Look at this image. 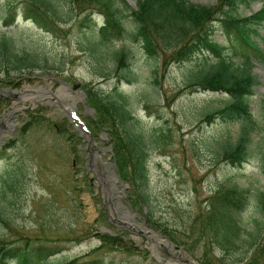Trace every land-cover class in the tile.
Here are the masks:
<instances>
[{"label":"rangeland","instance_id":"rangeland-1","mask_svg":"<svg viewBox=\"0 0 264 264\" xmlns=\"http://www.w3.org/2000/svg\"><path fill=\"white\" fill-rule=\"evenodd\" d=\"M28 1L0 0V48L7 40L12 52L27 55L25 61L34 63L30 68L0 72V97L5 98L0 103V121L15 109L12 121L18 122L12 130L6 122L0 126V210L10 218L7 224L0 221V235L10 243L27 236L31 242L37 239L56 245L59 251L52 255L54 263L80 256V261L102 259L110 264H190L185 257L196 264H264V61L254 58L258 83L250 99L251 120L225 121L219 116L207 120L206 113L229 99L227 92L189 85L207 66L211 53L199 51L164 67L163 60L174 49L160 48L158 55L150 56L143 41L132 34L136 25L131 17L125 19L127 29L122 37L105 41L100 36L105 16L96 5L55 0L61 18L52 19L49 29L25 16ZM119 1L136 7V0ZM263 2L242 4L238 12L250 14ZM215 37L227 39L221 29ZM254 37L264 47V24ZM232 43L228 42L230 50ZM117 50L127 52L130 81L121 76L123 71L118 72ZM103 72L110 75L101 76ZM63 80L71 85L82 82L85 90L94 86L111 92L117 88L125 94L134 115L130 126L142 133L149 153L144 187L149 203L132 199L136 187L120 173L109 126L92 122L97 115L90 109L88 95L78 96L76 87L71 90L77 112L89 125L86 131L62 103L50 97L31 103L14 94L28 87L30 93L44 86L55 91ZM39 109L43 111L38 119L23 132L22 127L33 120L31 113ZM244 126H250L247 158L234 164L220 149L223 144L236 143ZM93 153L101 155V167L90 159ZM115 170L120 175L116 183ZM229 186L248 189L244 205L233 211L242 229L231 242L222 232L228 227L214 229L203 221L209 197ZM119 194L130 213L137 211L133 220L140 226L130 224V213L125 214ZM143 219L174 246L153 236L144 228ZM106 228L122 237L131 250L103 244L101 234ZM177 246L183 247L185 256Z\"/></svg>","mask_w":264,"mask_h":264},{"label":"trees","instance_id":"trees-1","mask_svg":"<svg viewBox=\"0 0 264 264\" xmlns=\"http://www.w3.org/2000/svg\"><path fill=\"white\" fill-rule=\"evenodd\" d=\"M29 1L25 16L32 17L42 26L51 29L53 28L51 20L61 18L55 0ZM252 1L254 0H216L215 4H204L192 0H136L137 6L131 7L127 3L122 5L119 0H82L83 3L96 5L104 13L105 21L100 27L103 40L122 37L127 29L125 19L131 17L136 25V30L132 34L135 39L143 41V46L150 56L158 55L161 52L160 48L174 49L171 50L170 57L163 60L164 67L171 61L190 59L199 51L210 52L213 57H208L207 66L195 75L196 78L191 79L189 85L201 87L203 90L228 92L230 97L223 106L205 114L207 120L219 116L225 121L252 118L250 99L254 94V86L258 83V78L252 70L253 58L264 61V48L254 36L258 34L259 26L264 24V4L250 14L238 12L240 5H250ZM9 15L11 19L14 17L13 12ZM220 29L227 36V41H220L215 37L216 31ZM230 40L233 42L230 45L232 51L227 48ZM117 52L115 55L118 72L123 71L121 76L131 80L127 52L125 50ZM233 54L238 55L241 60H235ZM25 56L12 52L8 41L4 40L0 48V72L32 67L34 63L25 61L28 57ZM157 71L154 70L155 76ZM108 75L110 73L103 72L101 76ZM87 92L89 103L96 109L97 118L92 119V122L98 127L109 126V132L114 138V153L119 170L136 187V197L132 199L138 203H149L150 195L144 188L149 173V153L142 133L134 131L130 126L134 115L128 106V99L117 88L105 92L92 86ZM4 101L5 98L0 97V103ZM39 110L32 113L33 120L22 127L23 132L38 119V115L42 113V110ZM56 124L58 123L55 122ZM249 129L250 126L243 127L236 143L222 145L220 153L225 159L234 164H241L247 158ZM247 190L243 187L229 186L209 197V208L206 215H203V221L214 229L217 226H220L219 229L228 227L229 230H221L225 240L229 242L241 231L233 211L243 206ZM261 201L264 203V191L261 192ZM7 219L10 218L0 210V221L7 224ZM22 239L25 240L10 243L5 236L0 235V264H11V261H16L17 264H110L102 259L80 261V256L66 263H54L52 255L59 251L56 245L43 243L37 239L36 242H31V238L27 236ZM101 239L103 244L117 247L124 245L126 249L131 250L130 245L119 235L104 232Z\"/></svg>","mask_w":264,"mask_h":264},{"label":"water","instance_id":"water-1","mask_svg":"<svg viewBox=\"0 0 264 264\" xmlns=\"http://www.w3.org/2000/svg\"><path fill=\"white\" fill-rule=\"evenodd\" d=\"M67 84V83H66ZM68 85V84H67ZM50 90V89H49ZM43 91V89H40V92H42ZM57 92L55 93V92H53V91H51L50 90V92H51V94H52V98H54L56 101H59L60 103H64V102H66V101H64V99H65V94L63 93V91H61V89H57L56 90ZM40 92H38V94L37 95H35V96H30L29 94H28V92H27V90L26 91H22L21 93H15V96H18V97H21L22 98V100L23 101H27V100H29V98H33V99H35L36 97H40V98H43L44 96H42L41 95V93ZM81 92L83 93V95H86V92L85 91H82L81 90ZM69 96H71V95H69ZM73 99V98H72ZM30 101V100H29ZM67 103V102H66ZM11 126H13V127H15L16 126V124L15 123H11ZM136 213V212H135ZM131 218V217H130ZM132 219V218H131ZM143 222V224H144V226L146 227V228H150V231L153 233V235L154 236H162L166 241H167V243H169V244H172V241L167 237V236H165V235H161L160 233H159V231L156 229V228H154L153 226H151V225H149V223L146 221V220H143L142 221ZM180 247V249L183 251V247L182 246H179ZM183 254H184V251H183ZM185 260H187L190 264H195L192 260H190V259H188V258H186Z\"/></svg>","mask_w":264,"mask_h":264},{"label":"bare ground","instance_id":"bare-ground-1","mask_svg":"<svg viewBox=\"0 0 264 264\" xmlns=\"http://www.w3.org/2000/svg\"><path fill=\"white\" fill-rule=\"evenodd\" d=\"M39 90H40L39 88H36L35 90H32L31 93L29 92V94H30V95H32V94L34 95V94L40 92ZM40 93H42V94H44V95H45V94H51V92H49L48 90H45V89H44L42 92H40ZM116 214H117V213H116ZM113 215H114V214H113ZM126 216H127V215H126ZM123 218H124V217H123Z\"/></svg>","mask_w":264,"mask_h":264}]
</instances>
